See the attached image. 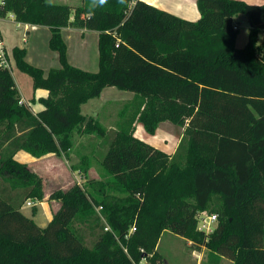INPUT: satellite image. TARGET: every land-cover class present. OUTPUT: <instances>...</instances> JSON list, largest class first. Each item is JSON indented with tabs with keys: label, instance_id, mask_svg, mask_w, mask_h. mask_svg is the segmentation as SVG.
<instances>
[{
	"label": "trees",
	"instance_id": "16d2710c",
	"mask_svg": "<svg viewBox=\"0 0 264 264\" xmlns=\"http://www.w3.org/2000/svg\"><path fill=\"white\" fill-rule=\"evenodd\" d=\"M197 6L199 19L189 20L144 0L6 1L1 16L50 27L60 66L46 74L27 61L25 47H13L34 91H48L36 113L11 69L0 66V264H157L167 230L206 247L211 264H264V3ZM240 14L250 22L244 47L236 46ZM67 26L99 32L97 71L70 63ZM106 87L131 91L142 108L116 130L103 175L88 178L91 156L84 154L78 169L88 185L49 194L61 205L42 227L21 208L43 201V179L15 155L67 153L75 133L104 137L107 128L82 105ZM164 121L185 127L173 154L135 135V122L154 134ZM203 212L217 215L210 233L198 228ZM76 220L100 226L93 245Z\"/></svg>",
	"mask_w": 264,
	"mask_h": 264
},
{
	"label": "rangeland",
	"instance_id": "374dc122",
	"mask_svg": "<svg viewBox=\"0 0 264 264\" xmlns=\"http://www.w3.org/2000/svg\"><path fill=\"white\" fill-rule=\"evenodd\" d=\"M57 3H69L78 5L81 0H51ZM189 14V12H188ZM190 15V14H189ZM197 19V18H196ZM13 21V22H12ZM11 22H7V26L4 27L5 42L7 48L12 54L14 46L28 47L29 50L26 54V59L33 65L42 67L47 74L51 67L60 66L59 54L57 51L49 47L50 31L47 25H37L38 27H32L30 34L25 30L24 25L18 26V21L12 18ZM235 22L237 23L238 37L236 41L237 47H244L248 40L250 22L244 14H240ZM37 28V30H36ZM50 28V27H49ZM47 29L49 31H47ZM92 33L91 35H93ZM90 35V36H91ZM26 36L27 40H24ZM93 38V37H92ZM264 39V30L259 33V40ZM73 40H71V43ZM90 43V41H89ZM93 51L96 50V65L95 69L91 71H97L99 69V51L98 40L96 45L92 40ZM72 53L76 54V45L71 44ZM13 55V54H12ZM94 56V53L93 55ZM11 72L15 79L16 85L20 91V95L24 103H26L33 112L34 104L32 97L35 95H42V89L34 91L32 77L16 66L14 57H11ZM131 91L119 89L117 87H108L104 89L102 95L89 99L82 108V112L87 117H94L98 119L106 128L107 134L104 137H97L95 135H82L75 133L74 135V147L67 153H49L55 157H58L61 161L56 164V169L59 172L56 177L51 175V171L47 166V158L44 156L35 157L27 151L21 150L20 153L15 155V158L23 163H26L28 167L35 173L40 175L43 179V187L45 196L43 201L32 198L34 202L33 206L25 204L21 208V211L33 218L36 223L42 227L46 226L53 217V210L55 203L52 199L48 198L49 194L57 189H68L74 183H79L83 187H86L87 178L78 169L80 158L84 154L91 156V168L89 169L88 178H99L103 175V167L101 160L106 154L110 142L115 136L116 130L123 124L132 122L133 115L137 109L142 108V99L135 98ZM127 104H130V108L122 115L124 108ZM135 107V109L133 108ZM185 127L177 126L170 121L162 122L157 131L151 134L146 131L143 124L140 122L135 123V135L149 144L156 147H165L166 140L169 142V146L173 145L175 139L182 137ZM166 148V147H165ZM42 158V159H41ZM36 162L31 163V161ZM43 160H46L45 162ZM31 163V167L29 166ZM45 165V167H44ZM44 175V176H43ZM53 209V210H52ZM201 214H212L203 212ZM199 215V217H200ZM93 222H80L76 220L74 227L80 233L87 245L91 246L95 242L100 226H96ZM105 220L101 218L100 224H104ZM217 224V220L214 226ZM158 251L161 254V260L157 261V264H211L208 261V249L204 246H195L192 242L185 237L177 235L172 231H164L158 242ZM142 264H152L151 261L144 259ZM221 264H233L228 258H223Z\"/></svg>",
	"mask_w": 264,
	"mask_h": 264
},
{
	"label": "crops",
	"instance_id": "0c3cea01",
	"mask_svg": "<svg viewBox=\"0 0 264 264\" xmlns=\"http://www.w3.org/2000/svg\"><path fill=\"white\" fill-rule=\"evenodd\" d=\"M144 1H146L150 4H153L160 9H164V10L170 11L172 13H175L176 15H178L182 18H186L189 20H197L200 17V12H199V9L197 6V0H144ZM245 1L252 3V4H263L264 3V0H245ZM188 12L190 15L188 14ZM12 18H14V15H12L11 17L9 16V17H7L1 21L0 26L2 29L3 35H4V29H5L4 27L7 26V22L12 21ZM17 25L18 26L24 25L25 30H27L28 34H30L32 27H38L35 24L23 23V22H19V21H18ZM48 29L51 30L49 27H48ZM48 29H47V31H49ZM36 30H37V28H36ZM61 31H62V35H63V37L67 43V46H68V59H69L70 63L77 66V67L85 69V70L91 71V70L95 69L96 50H95V52L93 51L94 48H93L92 40L94 42V45H96V40L99 39V32L97 30H92V29H87V28H79V27H73V26L63 27L61 29ZM92 33H94V34L91 35ZM50 36H51V31H50ZM4 37H5V35H4ZM49 39H50V37H49ZM71 40H73L72 43H71ZM89 41H90V43H89ZM71 44H73L74 46L76 45V50H77L76 54L72 53ZM26 49L28 52L29 48L26 47ZM93 53H94V56H92ZM106 88H108V87H106ZM42 91H43V94L42 95H35V100L33 101L35 113L44 108L43 104L38 101V98L40 96H47L48 91L45 89H42ZM102 93H101V95H102ZM132 95H134V93ZM83 105H82V108H83ZM180 139H181V137L175 139L172 146H169V142H168V140H166V142H165L166 144H164V146L166 148L162 147L160 149L164 150L165 152H167L169 154H173L177 149V146H178ZM157 148H159V147H157ZM18 153H20V151H18ZM45 157H48L47 158V162H48L47 166L49 167V170L51 171V175H54L56 177L57 174L59 175V172L56 169V166H57L56 164H59L61 160L58 157L53 156L52 154L46 155ZM43 161L45 162L46 160H43ZM34 162H36V160L31 161V163H34ZM31 163H29V166L31 165ZM44 167H45V165H44ZM53 202L55 203V207H54V210L53 209L52 210H53V213H55L59 209L61 203L57 200H53ZM24 204H23V206H24ZM221 263H222V261H221Z\"/></svg>",
	"mask_w": 264,
	"mask_h": 264
},
{
	"label": "built area",
	"instance_id": "2783aa9c",
	"mask_svg": "<svg viewBox=\"0 0 264 264\" xmlns=\"http://www.w3.org/2000/svg\"><path fill=\"white\" fill-rule=\"evenodd\" d=\"M6 1L7 0H0V11L4 8V6L6 5ZM13 14H10L8 16H1L0 15V23L3 19L7 18V17H11ZM234 28L237 29L239 28L237 23L234 25ZM24 40L26 41L27 38L26 36L24 37ZM11 57H13L12 54H10L6 42H5V38L0 26V66L2 67H6L11 69ZM26 204L29 206H33L34 202L32 201V199H28L26 201ZM200 215V214H199ZM198 215V228L199 230L204 231L205 233H210L212 232L216 225L214 226L215 221L217 220V215L215 213L212 214H201L200 217ZM105 229H109V227L107 226ZM132 230H134V228H132ZM131 230V231H132ZM138 264H142V261Z\"/></svg>",
	"mask_w": 264,
	"mask_h": 264
}]
</instances>
